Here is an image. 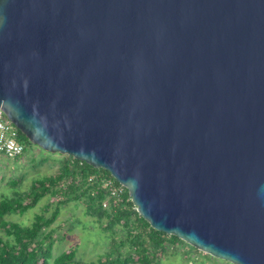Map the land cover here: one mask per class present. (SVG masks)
I'll use <instances>...</instances> for the list:
<instances>
[{
  "label": "water",
  "instance_id": "95a60500",
  "mask_svg": "<svg viewBox=\"0 0 264 264\" xmlns=\"http://www.w3.org/2000/svg\"><path fill=\"white\" fill-rule=\"evenodd\" d=\"M0 111L153 229L264 264V0H0Z\"/></svg>",
  "mask_w": 264,
  "mask_h": 264
},
{
  "label": "trees",
  "instance_id": "16d2710c",
  "mask_svg": "<svg viewBox=\"0 0 264 264\" xmlns=\"http://www.w3.org/2000/svg\"><path fill=\"white\" fill-rule=\"evenodd\" d=\"M21 138L27 145L31 144L22 133ZM60 163L55 175L34 180L29 193L17 191L13 197L0 198V229L7 236L6 239L0 236V264H160L169 245H184L189 251L200 252L176 236L153 229L137 212L128 190L118 207L104 209L102 203L106 194L96 186L90 187L86 180L89 176L112 178L108 171L96 169L71 156H63ZM12 183L18 184L16 180ZM48 196L57 200L50 217L36 215L30 226L7 220L8 215L24 214ZM70 202L86 204V214L96 219L101 227L104 225L103 231L110 235L107 252L97 261L78 260L75 249L54 258V238L52 232L46 233L45 229L57 220L61 208Z\"/></svg>",
  "mask_w": 264,
  "mask_h": 264
},
{
  "label": "rangeland",
  "instance_id": "374dc122",
  "mask_svg": "<svg viewBox=\"0 0 264 264\" xmlns=\"http://www.w3.org/2000/svg\"><path fill=\"white\" fill-rule=\"evenodd\" d=\"M62 158L63 155L45 152L32 143L28 145L21 159H8L0 155V198L13 197L17 191L29 193L34 180L58 172ZM43 160L44 162H41ZM15 180L18 182L17 186L12 183ZM56 203L57 200L48 196L24 214L17 212L8 215L7 220L22 226H30L36 215L50 217ZM102 227L96 219L86 214V204L70 202L63 206L57 220L45 229L46 233L52 232L54 238L52 242L54 258L66 250L75 249L78 260L86 263L97 261L107 252L110 241V235L104 232ZM0 236L7 238L1 229ZM167 249L160 264H232L201 251L191 252L184 245L177 247L169 245ZM206 255L213 259L207 258Z\"/></svg>",
  "mask_w": 264,
  "mask_h": 264
},
{
  "label": "built area",
  "instance_id": "2783aa9c",
  "mask_svg": "<svg viewBox=\"0 0 264 264\" xmlns=\"http://www.w3.org/2000/svg\"><path fill=\"white\" fill-rule=\"evenodd\" d=\"M21 131L14 123L0 111V155L8 159L23 158L28 147L27 142L21 138ZM90 187L96 186L106 194L102 206L109 210L110 206L118 207L124 201L126 187L121 185L114 177L89 176L86 180ZM70 183V182H69ZM130 197V194H129ZM131 198V197H130Z\"/></svg>",
  "mask_w": 264,
  "mask_h": 264
}]
</instances>
